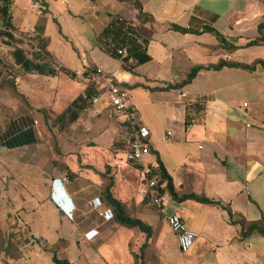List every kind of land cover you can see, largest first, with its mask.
Segmentation results:
<instances>
[{"label": "crops", "instance_id": "0c3cea01", "mask_svg": "<svg viewBox=\"0 0 264 264\" xmlns=\"http://www.w3.org/2000/svg\"><path fill=\"white\" fill-rule=\"evenodd\" d=\"M135 1L151 20H139L133 6L119 0H35V21L16 19L13 9L11 29L37 32L40 48L34 49L38 64L20 48L12 50L18 77H7L13 79L8 88L20 91L30 75L41 106L34 120L28 114L0 119V223L16 225L70 264H264V235L248 232L249 225L264 230V72L223 68L162 91L195 67L264 62V45H250L261 39L264 0ZM118 20L129 29H119ZM112 22L113 36L104 39ZM171 25L186 33L171 31ZM11 29L4 34L8 41L15 38ZM123 44L121 61L114 51ZM93 67L128 90L149 132L145 164L159 160L175 194L165 221L178 214L198 234L186 254L167 223L155 225L142 175L125 159L127 130L108 118L107 98L82 103L100 90L75 74ZM42 105L51 112L43 113ZM59 182L71 217L50 200ZM120 216L140 221L147 231L121 225ZM89 232L96 233L92 240L85 239Z\"/></svg>", "mask_w": 264, "mask_h": 264}, {"label": "rangeland", "instance_id": "374dc122", "mask_svg": "<svg viewBox=\"0 0 264 264\" xmlns=\"http://www.w3.org/2000/svg\"><path fill=\"white\" fill-rule=\"evenodd\" d=\"M12 6L10 13L13 14V9L15 11L16 19L20 16L25 18L26 21H35L38 19L35 7L36 3L39 5V0H11ZM15 4V6H13ZM44 12V11H43ZM47 35L53 39L56 36L55 26L47 20ZM11 32L15 34V38L11 41L6 40L3 30L2 21L0 18V119L3 116L9 118L18 117L19 114H28L33 120L34 115L40 110H35L36 107H40L41 104L36 103L37 92L35 86L37 82L32 81L30 75L24 77L22 89H10L8 88V83L13 79H7L8 76H17V73L13 72V58L12 50L20 48L24 53V56L31 64H38L39 58L38 53L34 49H39L40 45L36 44L35 39L29 36V32H19L18 29L12 26ZM11 70L10 74L8 70ZM25 81V82H24ZM11 84V83H10ZM10 95L13 96L11 101L5 103L6 97ZM43 106V105H42ZM43 113H48L50 111L49 106H43ZM34 125V122H33ZM129 164V163H127ZM131 165V164H130ZM144 183V181H143ZM148 208L153 213L155 225L165 226V216L162 212L154 208L152 205L148 204ZM26 234L19 233L17 231L16 225H4L0 223V264H52L51 256L47 253H41L40 255H35L31 246L26 244L28 240ZM7 239H10L8 244L10 258L3 255L2 249L7 245ZM57 252L59 258H63L62 252Z\"/></svg>", "mask_w": 264, "mask_h": 264}, {"label": "built area", "instance_id": "2783aa9c", "mask_svg": "<svg viewBox=\"0 0 264 264\" xmlns=\"http://www.w3.org/2000/svg\"><path fill=\"white\" fill-rule=\"evenodd\" d=\"M28 37L35 40L40 39L37 32H31ZM117 55L119 60L122 61L127 55L126 48L119 50ZM75 75L78 78H87L100 90V92L91 97L85 95L82 98V103H84L85 106H92L98 103L102 96H105L108 101V118L125 126L127 130L124 137L126 162L139 169L144 184L147 187L148 199L150 200L151 205L164 214L169 204L170 196L165 191L166 184L161 183L159 179L148 174L146 169L144 154L148 150L147 139L149 137V132L140 124L137 110L130 100L128 90L120 86L117 82L106 78L102 69L99 67L81 70ZM97 203H99V201L95 199L91 202V205L96 207L98 206ZM63 207L65 209V215L71 217L72 212L70 211L69 206L63 205ZM103 218L106 221L111 220V212H104ZM166 223L170 232L176 238L179 251L182 254L189 252L193 247L194 242L198 239V234L187 229L178 214L167 216ZM95 235L96 233L93 235L92 232H89L85 235V239L92 240Z\"/></svg>", "mask_w": 264, "mask_h": 264}, {"label": "trees", "instance_id": "16d2710c", "mask_svg": "<svg viewBox=\"0 0 264 264\" xmlns=\"http://www.w3.org/2000/svg\"><path fill=\"white\" fill-rule=\"evenodd\" d=\"M122 2H127L130 3L133 8L138 12V19L139 20H151L150 17L146 16L145 14H143L142 12V8L140 6V4L135 1V0H119ZM11 6H12V1L11 0H0V18L2 21V25H3V30H4V34H7L10 29H11ZM119 21V20H118ZM259 31L261 34V39L258 41H254L252 42L250 45L251 46H262L264 45V21L262 23L259 24ZM118 28L124 31H127L129 29V26L125 23V22H118ZM116 29V22H112L102 33V37L104 39L112 37L113 36V32ZM169 29L171 31H175L178 33H186V31L184 29H181L177 26H173L171 25L169 27ZM210 33H213L214 35L217 36V34L213 31H209ZM126 48L125 44L121 45L119 49L115 50L114 53L117 55V52L119 50H122ZM147 61L146 59L143 60V62ZM22 65H25V67L27 68L30 63L28 61H23L22 60ZM223 68H235V69H240V70H244L250 73H253L257 70H260L262 72H264V62L263 61H256L254 62L251 66H245V65H240V64H235V63H231V62H224L221 61L219 62L217 65L215 66H208V67H195L193 68L189 74L186 76L185 80L183 82H181L178 85H169L166 88L162 89V91H168L171 89H182L184 86L190 84L192 82V80L199 74L202 72H217L220 71ZM59 71L67 74L70 77H74L75 75L73 73L67 72L63 69H60ZM26 143H33L32 141H26ZM16 145H23V143H19ZM146 169L148 171V174H150L151 176L156 177L157 179L160 180L161 183H165V191L169 194L170 197H174V190H173V186H172V182L170 177L168 176V174L166 173L164 167L162 166L161 162L159 160H157L156 164H148L146 166ZM148 202H150V200L147 197ZM197 201H200L203 204H209V205H218L216 202H212L209 200H206L204 198L198 199ZM114 205H117L115 202H112ZM118 206V205H117ZM221 207V206H220ZM222 208V207H221ZM223 209V208H222ZM119 223L125 227H128L130 229H134L137 228L140 231L146 232L147 231V227L142 224L140 221L138 220H133L130 218H124L122 216H120L119 218ZM252 231H257L260 234L264 235V230L258 228L257 226L254 225H249L248 226V232H252ZM7 245L2 249V253L5 257L10 258V253H9V248H8V244L10 243V239H7ZM26 244L31 243V245H36L41 252L50 254L51 256V262L52 264H70L66 259L63 258H59L57 255V250L48 247L46 244H41L38 241H34V240H26ZM12 243V242H11ZM11 243L10 246L11 247ZM8 264V263H5Z\"/></svg>", "mask_w": 264, "mask_h": 264}, {"label": "clouds", "instance_id": "9594fccd", "mask_svg": "<svg viewBox=\"0 0 264 264\" xmlns=\"http://www.w3.org/2000/svg\"><path fill=\"white\" fill-rule=\"evenodd\" d=\"M64 195L65 193L63 191V183H60V187L52 186L50 200L63 214H65L62 200Z\"/></svg>", "mask_w": 264, "mask_h": 264}]
</instances>
